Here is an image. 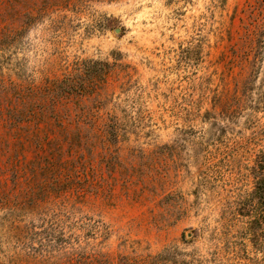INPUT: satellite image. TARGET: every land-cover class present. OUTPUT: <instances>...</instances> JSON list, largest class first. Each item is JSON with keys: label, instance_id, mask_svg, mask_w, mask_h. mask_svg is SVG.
I'll use <instances>...</instances> for the list:
<instances>
[{"label": "rangeland", "instance_id": "obj_1", "mask_svg": "<svg viewBox=\"0 0 264 264\" xmlns=\"http://www.w3.org/2000/svg\"><path fill=\"white\" fill-rule=\"evenodd\" d=\"M264 264V0H0V264Z\"/></svg>", "mask_w": 264, "mask_h": 264}, {"label": "trees", "instance_id": "obj_2", "mask_svg": "<svg viewBox=\"0 0 264 264\" xmlns=\"http://www.w3.org/2000/svg\"><path fill=\"white\" fill-rule=\"evenodd\" d=\"M98 260H96L95 258H91V262L88 261L87 264H96Z\"/></svg>", "mask_w": 264, "mask_h": 264}]
</instances>
